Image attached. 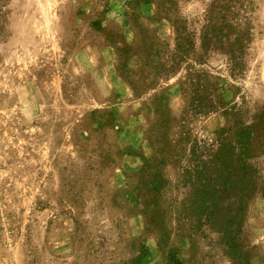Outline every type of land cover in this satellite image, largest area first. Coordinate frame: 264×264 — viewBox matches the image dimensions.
<instances>
[{"label": "rangeland", "instance_id": "obj_1", "mask_svg": "<svg viewBox=\"0 0 264 264\" xmlns=\"http://www.w3.org/2000/svg\"><path fill=\"white\" fill-rule=\"evenodd\" d=\"M11 0L0 41V264H164L167 252L188 264L207 251L198 237L171 233L159 244L146 229L130 176L150 156L148 136L173 132L185 116L183 82L193 61L155 79L135 94L116 71L115 47L139 36L173 46V23L201 19L205 0ZM243 75L227 77L219 58L201 66L220 77L225 101L243 97L264 107V0ZM158 6V5H157ZM129 66L135 64L130 58ZM191 134L210 138L219 114L191 119ZM255 163L262 169L264 153ZM166 179L174 184L175 168ZM176 194V193H174ZM180 197L178 194H176ZM264 264V199L256 196L245 218ZM195 241V242H194ZM215 264H229L224 257Z\"/></svg>", "mask_w": 264, "mask_h": 264}, {"label": "trees", "instance_id": "obj_2", "mask_svg": "<svg viewBox=\"0 0 264 264\" xmlns=\"http://www.w3.org/2000/svg\"><path fill=\"white\" fill-rule=\"evenodd\" d=\"M10 1L0 0V41L6 36ZM158 1L156 11L166 17L170 3ZM204 10L200 20L174 21L171 48L142 36L136 46L115 47L116 71L135 94L150 89L155 79L179 72L189 61L199 66L183 82L185 116L173 132L161 127L150 130V156H141L138 170L127 177L128 185L146 229L157 234L159 244L172 232L204 241L205 255L188 264H215L219 256L229 264H252L256 247L248 240L245 218L254 198L264 199L262 169L255 163L264 153V107L253 111L243 97L225 101L220 77L201 66L219 58L227 77L245 73L258 8L256 0H205ZM130 58L135 60L133 66L128 64ZM211 114L223 118L213 136L192 135L187 116ZM168 165L175 168L174 184L165 177ZM139 250L130 264H140L147 256L142 244ZM164 264L184 263L169 250Z\"/></svg>", "mask_w": 264, "mask_h": 264}]
</instances>
